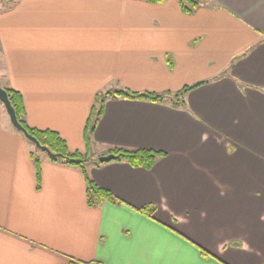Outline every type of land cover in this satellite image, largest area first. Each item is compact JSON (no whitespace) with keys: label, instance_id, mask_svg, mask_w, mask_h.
I'll list each match as a JSON object with an SVG mask.
<instances>
[{"label":"crops","instance_id":"0c3cea01","mask_svg":"<svg viewBox=\"0 0 264 264\" xmlns=\"http://www.w3.org/2000/svg\"><path fill=\"white\" fill-rule=\"evenodd\" d=\"M201 81L186 109L105 101L92 157L114 147L163 156L149 170L89 164L119 201L98 207L86 205L80 171L47 156L36 190L31 147L0 102V264H264V0H208L192 15L175 0L4 2L0 86L70 151L86 150L96 92Z\"/></svg>","mask_w":264,"mask_h":264},{"label":"trees","instance_id":"16d2710c","mask_svg":"<svg viewBox=\"0 0 264 264\" xmlns=\"http://www.w3.org/2000/svg\"><path fill=\"white\" fill-rule=\"evenodd\" d=\"M150 4L163 3L166 0H144ZM178 4L180 11L186 15L194 14L198 8L206 4L208 0H175ZM4 9L2 2L0 11ZM171 66V61H168ZM207 83V81L197 82L190 86H184L175 92H135L129 89H102L95 93L93 104L84 122L83 140L86 146L84 152L70 151L65 141L59 136L58 133L49 129H38L31 127L25 120V110L21 95L10 89L3 88L6 91L8 100L14 110L19 124L26 130V132L34 137L38 143L48 150L47 157L53 163L61 165L72 166L77 168L84 179L85 185V202L89 207H98L103 203L117 204L119 201L107 190L97 186L94 181L89 177L88 165L92 164L96 167L102 165L97 157H92L89 151L91 145V137L97 125V122L103 113L105 101L108 99H125L134 101H146L156 103H166L175 109H186L185 95L192 89ZM19 132V131H17ZM24 140L29 143L31 149L29 150V157L32 161L35 170V186L36 190L40 189V154L42 150L36 148L33 143L27 140L21 132H19ZM108 154H113L115 159L113 161L124 162L133 168H141L149 170L156 163L157 159L163 156L162 152L150 149H125L121 147H114L109 149ZM140 213L150 217L154 212V207L145 206L138 210ZM203 256L208 254L201 250ZM65 264H98L95 262H80L72 258H66Z\"/></svg>","mask_w":264,"mask_h":264},{"label":"water","instance_id":"95a60500","mask_svg":"<svg viewBox=\"0 0 264 264\" xmlns=\"http://www.w3.org/2000/svg\"><path fill=\"white\" fill-rule=\"evenodd\" d=\"M0 102L2 103V105L4 106V109L9 117V120H10V123L11 125L13 126V128L16 130V131H19L22 133V135L27 139L29 140L31 143L34 144V146L40 150H42L43 152L45 153H48V150L41 146L38 141L30 136L26 130L19 124L17 118H16V115L14 113V110L13 108L11 107L10 105V102L8 100V97H7V94H6V91L0 86ZM98 161L100 163H106V162H110L112 160L115 159V156L113 154H107V155H104V156H99L98 158Z\"/></svg>","mask_w":264,"mask_h":264},{"label":"rangeland","instance_id":"374dc122","mask_svg":"<svg viewBox=\"0 0 264 264\" xmlns=\"http://www.w3.org/2000/svg\"><path fill=\"white\" fill-rule=\"evenodd\" d=\"M9 0H0V6H1V4H2V2H3V4H4V2H8ZM4 117H3V123L4 124H7V125H9V121H7V115H3ZM29 144V143H28ZM30 145V144H29ZM31 146V145H30ZM39 154L40 155H42V156H47V154L45 153V152H39Z\"/></svg>","mask_w":264,"mask_h":264}]
</instances>
